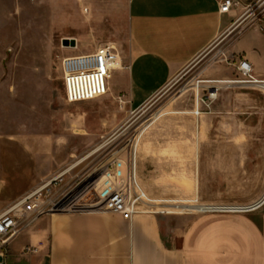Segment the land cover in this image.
<instances>
[{
	"label": "rangeland",
	"instance_id": "rangeland-1",
	"mask_svg": "<svg viewBox=\"0 0 264 264\" xmlns=\"http://www.w3.org/2000/svg\"><path fill=\"white\" fill-rule=\"evenodd\" d=\"M129 2L0 0V139L45 138L41 170L51 169L55 177L74 167L69 182L84 180L109 156H126L137 143L139 183L152 199L174 202L171 214L157 216L174 220L170 225L179 230L190 217L237 208L249 211L239 215L259 212L264 207L262 159L247 152L264 150L259 143L264 140V80L239 84V55L226 61L238 30L223 33L139 110L131 111L114 95L122 85L116 71L108 81L113 94L67 102L63 59L110 42L122 52ZM81 36L93 48L86 41L76 49L62 43ZM202 81L206 84L198 88ZM210 86H218L219 95L208 107L202 101Z\"/></svg>",
	"mask_w": 264,
	"mask_h": 264
},
{
	"label": "crops",
	"instance_id": "crops-1",
	"mask_svg": "<svg viewBox=\"0 0 264 264\" xmlns=\"http://www.w3.org/2000/svg\"><path fill=\"white\" fill-rule=\"evenodd\" d=\"M239 1L247 6L257 0ZM235 15L220 14L216 0H130L128 34L120 40L126 67L116 71L122 85L114 95L131 111L141 109L227 32ZM73 40V49L81 41L91 45L83 36ZM229 51L250 62L256 79L264 80V24L244 32ZM76 56L80 55L67 57ZM46 141L29 136L0 139V214L53 178L51 169L40 168ZM259 143L264 146V140ZM247 154L262 159L264 184V150ZM173 221L152 215L132 222L112 214L57 215L39 221L14 241L6 260L14 264H264V207L248 215L190 217L184 230L171 227ZM28 246L37 247V253L25 255Z\"/></svg>",
	"mask_w": 264,
	"mask_h": 264
},
{
	"label": "built area",
	"instance_id": "built-area-1",
	"mask_svg": "<svg viewBox=\"0 0 264 264\" xmlns=\"http://www.w3.org/2000/svg\"><path fill=\"white\" fill-rule=\"evenodd\" d=\"M222 15L236 13L235 20L226 34L238 30V36L252 27L264 24V0L244 6L239 0H216ZM240 12V14H239ZM74 48V47H70ZM236 59L230 54L226 61ZM126 63L117 46L107 43L94 53L67 57L62 61L64 89L68 103H85L107 96L108 81L112 73L124 70ZM242 78L239 84L257 82L254 68L245 59L237 58L235 66ZM213 83V82H208ZM206 82H198V88ZM219 87L210 86L208 96L202 101L217 100ZM122 99V98H121ZM199 107V101L197 102ZM200 114V113H199ZM74 168V167H73ZM73 168L65 170L35 188L4 213L0 214V264H6L8 247L39 221L57 215H76L83 213L112 214L132 222L144 215H169L173 201L152 199L142 188L137 175V143H132L126 156L120 152L109 156L81 181L69 182L68 174ZM186 204L192 205V201ZM214 214H239L217 211ZM38 248L28 246L25 255L36 254Z\"/></svg>",
	"mask_w": 264,
	"mask_h": 264
},
{
	"label": "water",
	"instance_id": "water-1",
	"mask_svg": "<svg viewBox=\"0 0 264 264\" xmlns=\"http://www.w3.org/2000/svg\"><path fill=\"white\" fill-rule=\"evenodd\" d=\"M62 43L65 47H68L69 45H71V47H75L74 41L70 39H64ZM0 262H1V259H0Z\"/></svg>",
	"mask_w": 264,
	"mask_h": 264
},
{
	"label": "bare ground",
	"instance_id": "bare-ground-1",
	"mask_svg": "<svg viewBox=\"0 0 264 264\" xmlns=\"http://www.w3.org/2000/svg\"><path fill=\"white\" fill-rule=\"evenodd\" d=\"M70 40H73V39H70ZM74 41V46H76V42H75V40H73ZM68 47H71V45H69Z\"/></svg>",
	"mask_w": 264,
	"mask_h": 264
}]
</instances>
